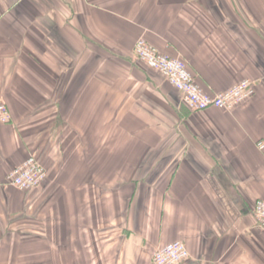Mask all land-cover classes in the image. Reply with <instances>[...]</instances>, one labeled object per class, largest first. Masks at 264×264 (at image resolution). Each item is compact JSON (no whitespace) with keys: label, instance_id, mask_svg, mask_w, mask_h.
<instances>
[{"label":"crops","instance_id":"crops-1","mask_svg":"<svg viewBox=\"0 0 264 264\" xmlns=\"http://www.w3.org/2000/svg\"><path fill=\"white\" fill-rule=\"evenodd\" d=\"M145 38L232 111L192 110L137 60ZM0 264H264V0H0ZM34 154L31 190L11 170Z\"/></svg>","mask_w":264,"mask_h":264},{"label":"built area","instance_id":"built-area-1","mask_svg":"<svg viewBox=\"0 0 264 264\" xmlns=\"http://www.w3.org/2000/svg\"><path fill=\"white\" fill-rule=\"evenodd\" d=\"M134 55L139 61L160 72L180 92L183 101L192 110L216 107L232 111L256 92V83L243 79L226 90L210 94L202 89L182 58L160 51L145 38L137 40ZM11 120L12 114L7 103L0 101V124ZM259 147L264 150V143L260 142ZM47 176L46 167L36 155L31 154L11 170L8 181L19 190H31L41 185ZM254 215L258 226L264 229V199L256 201ZM189 257L186 243L177 240L158 247L154 251L152 261L153 264H179Z\"/></svg>","mask_w":264,"mask_h":264},{"label":"rangeland","instance_id":"rangeland-1","mask_svg":"<svg viewBox=\"0 0 264 264\" xmlns=\"http://www.w3.org/2000/svg\"><path fill=\"white\" fill-rule=\"evenodd\" d=\"M136 58V57H135ZM137 59V58H136ZM138 60V59H137ZM179 97V102L182 104V103H184L185 104V102L183 101V99H182V96H181V94H180V92H179V95H178ZM186 105V104H185Z\"/></svg>","mask_w":264,"mask_h":264},{"label":"trees","instance_id":"trees-1","mask_svg":"<svg viewBox=\"0 0 264 264\" xmlns=\"http://www.w3.org/2000/svg\"><path fill=\"white\" fill-rule=\"evenodd\" d=\"M254 97V95L251 97V98H249V99H247L246 101H244V102H247V101H249V100H251L252 98ZM244 102H242L241 104H243ZM240 105V104H239ZM211 108V107H210ZM208 109V108H207ZM220 109V108H219Z\"/></svg>","mask_w":264,"mask_h":264}]
</instances>
